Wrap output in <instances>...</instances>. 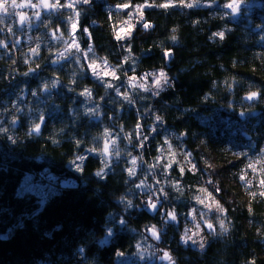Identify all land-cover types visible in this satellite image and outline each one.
I'll use <instances>...</instances> for the list:
<instances>
[{
	"label": "trees",
	"instance_id": "16d2710c",
	"mask_svg": "<svg viewBox=\"0 0 264 264\" xmlns=\"http://www.w3.org/2000/svg\"><path fill=\"white\" fill-rule=\"evenodd\" d=\"M38 1L29 31L10 22L23 9L0 11V264H119L162 225L174 264H264V191L251 189L240 203L222 181L243 157L264 160V0H79L80 49L64 58L56 55L73 14L65 0L56 12ZM111 1L128 7L108 15ZM230 2L240 6L236 17L223 8ZM96 59L115 76L94 78L88 63ZM155 71L168 80L156 92L131 82ZM44 170L56 187L37 179ZM27 175L51 189L43 203L19 192ZM68 181L76 186L60 185ZM198 187L222 210L201 250L164 222L169 210L185 219Z\"/></svg>",
	"mask_w": 264,
	"mask_h": 264
},
{
	"label": "rangeland",
	"instance_id": "374dc122",
	"mask_svg": "<svg viewBox=\"0 0 264 264\" xmlns=\"http://www.w3.org/2000/svg\"><path fill=\"white\" fill-rule=\"evenodd\" d=\"M79 0H65V6L68 8V13L73 14V16H69L70 18H67V20L71 23V31H70V37L65 38L64 42L65 45L63 46L62 50L59 51V53L56 55L58 58H64L67 57L70 54H73V52H78L80 49V46L78 44V40L76 38V35L74 33V30L76 29L73 27L75 25V4ZM37 0V2H34V0H15V7L12 5V0H8V2L5 4V7L7 8V12H4L5 14H8L9 11L14 8L16 10L23 9L22 13L15 14L14 18L11 19V23H15L18 27V29H26L31 30L36 26V20L39 17V10H41V3ZM236 6V11L233 12L232 9L223 7L226 11H229L233 16L239 15V9L240 6L236 2H230ZM47 4H50L53 8V11H57L59 6L57 4V0H47ZM229 4L225 3L224 5ZM122 6V7H119ZM31 8V11H35V13H32L29 15L27 13L28 8ZM116 8H123V5L116 6V3H113L112 1L109 2V8H108V15H110L112 12L115 11ZM23 17V20L21 19ZM134 32V27H128L124 31V38L129 39ZM78 45V48L76 47ZM92 65H96L95 73L93 72ZM88 69L91 73V75L94 78H101V77H114L115 76V70L114 67L109 64L104 59H96L92 60L88 63ZM107 72L108 75H105L104 73ZM114 73V75H113ZM161 73L160 71L155 72H149L145 75H143L142 79L139 80L138 78H132L131 82H135L140 87L141 85H144L145 87H142L143 89H148L152 91H158L160 90L163 85V79L161 80V86L157 87L155 85V80L157 76ZM3 130V126H0V131ZM264 144V141L262 142ZM264 145L262 146V149L264 150ZM259 149V152H262L263 150ZM240 152H237L236 154L232 153L231 156H238ZM260 153L258 156H246L243 157L237 165V169H224L222 172V181L225 185H228L234 190V192L237 194L238 199L240 203H246L247 198L249 197L251 193V189L256 188L259 191H264V184L261 183L262 180H264V160L260 157ZM30 176H26L24 180L21 183V188L19 190L20 193H24L25 191H34L38 193L42 198L41 203L44 201V197L46 194L50 192V188H45L42 184L32 182L29 178ZM243 177V179H241ZM51 183L54 185H58L55 182L54 177H50ZM60 185L62 187H75L76 183L73 181L68 182H60ZM211 186L214 189H218L216 185ZM176 187V186H175ZM154 194V193H153ZM190 206L188 208L187 213H185V219L183 221L178 220L177 212H174L173 210H169L168 213H174L176 215V219L172 220L169 215L166 214V217L164 219V222H169L170 224L176 225L179 228L180 232V242L183 245L192 246L196 249L201 250L206 243L208 242L209 237L214 234L215 231V225L214 220L216 224L220 223V220H218V215L222 214L221 207H219L217 201L214 199L212 195L205 189H202L201 187L196 188L195 194L190 198ZM144 201V200H143ZM200 201H203L201 203ZM147 209L150 212H154L159 207V201L157 200V197L152 196L148 199ZM151 203H156L157 208L155 210L151 209L150 207ZM166 211V209H165ZM161 215H165L164 211H161ZM179 214V213H178ZM211 224L212 228H208V225ZM164 225L160 227L151 226L147 230V235H145V232L143 233L145 235L146 240L143 241V245H140L139 251L134 256H121L118 255L117 257V263L119 264H174L170 255L166 251V248H161V235L164 231ZM153 230L156 232V236L154 237L152 235ZM158 237V238H157ZM186 241V242H185ZM153 247V248H152ZM159 247V248H158ZM151 261V262H150ZM150 262V263H149Z\"/></svg>",
	"mask_w": 264,
	"mask_h": 264
},
{
	"label": "snow or ice",
	"instance_id": "6c2138e0",
	"mask_svg": "<svg viewBox=\"0 0 264 264\" xmlns=\"http://www.w3.org/2000/svg\"><path fill=\"white\" fill-rule=\"evenodd\" d=\"M7 2H8V0H0V11L7 12V8L5 7V4H6ZM12 5H13L14 7L16 6V5H15V0H12ZM169 6H170L169 4H163V5H161V7H169ZM186 6L189 7V8H191V7H193L194 5H193L192 3H188ZM123 7L126 8V7H128V5H123ZM225 7H226V8H230V9H232L233 12L236 11V6H235L234 4H232V3L226 4ZM21 19L23 20V17H21ZM73 27H75V25H73ZM143 27H144V28H148L149 25H148L147 23H145V24L143 25ZM215 35H218V36L222 39L223 36H224V33H223V32H220V33H217V34H215ZM117 38L119 39L120 37L118 36ZM173 40H175V37H173ZM76 47L78 48V45H76ZM34 51H35V50H34ZM89 51H91V48L89 49ZM166 55H168V54L166 53ZM91 67H92V69H93V72L95 73L96 65H92ZM104 74H105V75H108L107 72H105ZM25 75H27V73H25ZM113 75H114V73H113ZM162 79H163L164 84H167V83H168V80H167V78H166V74L163 73V72H161V73H159V75L157 76V78H156V80H155V85H156L157 87H160V86H161V80H162ZM130 83H131V82H130ZM108 86L110 87L111 85H108ZM141 87H145V86H144V85H141ZM145 90H147V89L145 88ZM117 91H119V89H117ZM82 94H88V95H91L90 91H88V90H85V93H82ZM154 94H155V93H154ZM256 95H257L256 93H252V94L248 97V99H253ZM125 99H128L127 95H125ZM41 119H43V118H41ZM156 119H157V121H160V120H161V118H160L159 116H157ZM40 127H41L40 124H37V125L35 126V128L33 129V131H34L35 133L38 134V133L40 132ZM137 127L139 128V125H137ZM105 135L107 136V135H109V134L106 132ZM145 139H146V137H145ZM113 143H114V141H113ZM101 155H104V156L109 155V143H108V142H105L104 147H103V150H102V152H101ZM78 160L82 162V161L84 160V157H83V156H80V157H78ZM136 162H137V161H136V158L133 157V159H132V161H131L133 167L128 169L129 175H134V169H135ZM73 163L75 164L76 161H73ZM106 166H107V165H106ZM168 166L170 167L171 165H168ZM77 170H81V166H80V165H77ZM181 171H183V169H181ZM96 175L99 176V177H101V178H103V176L105 175V172H104L103 169H101L100 171H98V172L96 173ZM241 179H243V177H241ZM261 183L264 184V180H262ZM142 186H143V182L141 183V185H138L137 187H142ZM200 202L203 203V201H200ZM128 206H129V207L131 206V201L128 202ZM150 207H151V209L155 210V209L157 208V205H156V203H151V202H150ZM167 215H169L170 218H171L172 220H175V219H176V215H175L174 213H168ZM121 223H123V221H121ZM222 226H223V225H222ZM208 228H212V225L209 224V225H208ZM152 235H153L154 237L156 236V232H155L154 230H153V232H152ZM157 238H158V237H157ZM185 242H186V241H185Z\"/></svg>",
	"mask_w": 264,
	"mask_h": 264
},
{
	"label": "built area",
	"instance_id": "2783aa9c",
	"mask_svg": "<svg viewBox=\"0 0 264 264\" xmlns=\"http://www.w3.org/2000/svg\"><path fill=\"white\" fill-rule=\"evenodd\" d=\"M48 173H49L48 170H44L42 173H38L37 174V179L39 181H41V182H44V184L47 185V186H49V187H56L53 183H51V180H50V177H49V174ZM163 247L164 246H161V248H163Z\"/></svg>",
	"mask_w": 264,
	"mask_h": 264
}]
</instances>
